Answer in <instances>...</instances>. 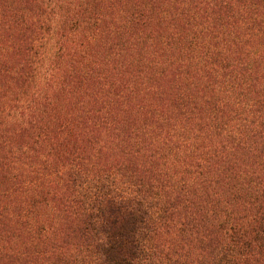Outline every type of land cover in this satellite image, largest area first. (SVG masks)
Listing matches in <instances>:
<instances>
[{
	"label": "trees",
	"instance_id": "obj_1",
	"mask_svg": "<svg viewBox=\"0 0 264 264\" xmlns=\"http://www.w3.org/2000/svg\"><path fill=\"white\" fill-rule=\"evenodd\" d=\"M0 264H264V0H0Z\"/></svg>",
	"mask_w": 264,
	"mask_h": 264
}]
</instances>
